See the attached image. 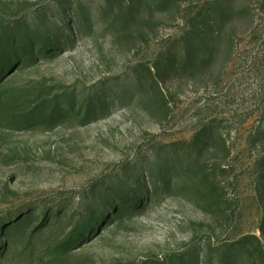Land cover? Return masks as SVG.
I'll return each mask as SVG.
<instances>
[{
    "label": "rangeland",
    "instance_id": "374dc122",
    "mask_svg": "<svg viewBox=\"0 0 264 264\" xmlns=\"http://www.w3.org/2000/svg\"><path fill=\"white\" fill-rule=\"evenodd\" d=\"M213 2L210 61L184 69ZM22 32L0 93L64 110L0 124V264H264L242 241L264 245V0H0V43Z\"/></svg>",
    "mask_w": 264,
    "mask_h": 264
},
{
    "label": "trees",
    "instance_id": "16d2710c",
    "mask_svg": "<svg viewBox=\"0 0 264 264\" xmlns=\"http://www.w3.org/2000/svg\"><path fill=\"white\" fill-rule=\"evenodd\" d=\"M213 3L216 5L215 13L217 16H210L209 4L205 5L204 9L199 12L195 21L186 32V39L193 50V59L189 60L192 57L191 50H188L191 54L188 52L187 57L182 55L181 52L182 60L180 65L184 69L191 65L199 68L201 66L204 67L207 65L208 61H210V57L208 56L213 53V44L216 34L219 33L218 31L223 25L225 16L223 6L216 2ZM35 46L36 42L33 41L29 32H22L21 35L18 33V35H14L10 40H7V42L0 43V83L3 79V75L10 69L12 60L16 61L17 58L18 61V53L21 51L24 60L33 58ZM27 56H29V58H27ZM163 65L165 68L171 70L172 65L169 61L166 60ZM183 68L177 69L183 70ZM32 93L33 94H30L26 98L22 97L21 94H16L14 98L13 95H11L9 100H7V98L4 99L7 93H0V124L13 129H21L30 124L39 122L41 119L53 118L58 112L64 110L57 99L43 98L42 95L37 94V92ZM133 203H136V200ZM14 215L16 216V214ZM30 219V217H17L13 224H9L7 231L13 232L16 229L26 227ZM93 222L94 219L89 217L84 224L77 227L73 235L74 237L64 241L61 247L69 246L78 240V237L86 233L88 227ZM242 241L244 242V248L247 249L250 254L257 256L262 262L264 261V245L257 236L247 235L243 237Z\"/></svg>",
    "mask_w": 264,
    "mask_h": 264
}]
</instances>
